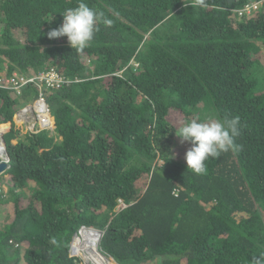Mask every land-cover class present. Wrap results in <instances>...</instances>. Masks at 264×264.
Returning a JSON list of instances; mask_svg holds the SVG:
<instances>
[{
    "label": "trees",
    "instance_id": "16d2710c",
    "mask_svg": "<svg viewBox=\"0 0 264 264\" xmlns=\"http://www.w3.org/2000/svg\"><path fill=\"white\" fill-rule=\"evenodd\" d=\"M78 2L0 0V79L51 67L80 79L43 87L54 126L34 132L14 114L38 87L0 89V127L11 123L0 207L12 206L0 264H81L69 245L83 225L103 230L116 264L264 255V0H84L112 23L72 49L47 33ZM236 116L241 149L187 169L183 123Z\"/></svg>",
    "mask_w": 264,
    "mask_h": 264
},
{
    "label": "clouds",
    "instance_id": "9594fccd",
    "mask_svg": "<svg viewBox=\"0 0 264 264\" xmlns=\"http://www.w3.org/2000/svg\"><path fill=\"white\" fill-rule=\"evenodd\" d=\"M200 2L203 3V0ZM61 15V25L51 29L47 35L49 39L67 37L72 49H84L93 40L100 25L112 23L103 11L90 7L84 0H79L73 8L65 9ZM176 134L182 144H190L185 153L187 169L198 175L206 173L205 161L209 158H217L229 151L237 152L242 147L235 143V139L241 135L238 116L208 122L192 119L184 122ZM52 243H56L55 239ZM251 264H264V255L254 257Z\"/></svg>",
    "mask_w": 264,
    "mask_h": 264
},
{
    "label": "built area",
    "instance_id": "2783aa9c",
    "mask_svg": "<svg viewBox=\"0 0 264 264\" xmlns=\"http://www.w3.org/2000/svg\"><path fill=\"white\" fill-rule=\"evenodd\" d=\"M257 8V3L254 2L250 5H246L244 9L239 10L242 12H249L252 9ZM132 63L136 64L135 60H131ZM78 79L76 78H70L65 76L64 74L60 73L55 68H48L45 71H40L38 73H22L20 71H13L11 75L8 78L0 79V89L12 91L16 94L21 93V88L24 85H27L29 83L35 84L39 89L38 97L30 104L24 105L21 108H19L15 112V119L16 121H19L24 127L29 131H38L39 129H52L54 126V120L53 117L50 115V110L46 102L45 95L43 93V87H52V88H58L60 86L69 85ZM17 116V117H16ZM3 122H0V125ZM7 131V128L2 129L0 127V162H8L9 163V156L7 154L6 149V142L3 139L4 134ZM4 140V141H3ZM119 206L125 207V203L122 200H119ZM82 228H90L96 232H98V238L96 242V250L105 259V262H102L100 264H108L109 260H112V257L105 253L101 248V238L103 235V230L97 229L92 226H81L79 230L73 235L70 241L69 245V253L72 257H77L80 259L81 264H94L90 261H86L83 251H80L77 253V251L73 250V239L74 237L79 234ZM83 238H85L83 236ZM115 262V261H114Z\"/></svg>",
    "mask_w": 264,
    "mask_h": 264
},
{
    "label": "bare ground",
    "instance_id": "6f19581e",
    "mask_svg": "<svg viewBox=\"0 0 264 264\" xmlns=\"http://www.w3.org/2000/svg\"><path fill=\"white\" fill-rule=\"evenodd\" d=\"M1 126V125H0ZM83 236L85 238H83ZM98 238V232L90 228H82L79 234L73 239V250L79 253L83 251L86 261H90L94 264H100L105 262V259L100 256L96 250V242ZM108 264H116L114 261L109 260Z\"/></svg>",
    "mask_w": 264,
    "mask_h": 264
},
{
    "label": "rangeland",
    "instance_id": "374dc122",
    "mask_svg": "<svg viewBox=\"0 0 264 264\" xmlns=\"http://www.w3.org/2000/svg\"><path fill=\"white\" fill-rule=\"evenodd\" d=\"M137 64V63H136ZM135 64V65H136ZM21 108V107H20ZM181 118H182V114H180L178 111L176 110H171L169 112V119H171V121L176 124V125H179L181 123ZM14 122L16 123V126L18 128L21 129V131H29L27 130L24 125H22L21 123H19V121H16L15 119V115H14ZM7 123V122H6ZM15 127V128H17ZM5 128V127H4ZM8 132L9 131H6L5 134H4V137L5 138H8ZM16 140H13V142H15ZM187 145V142H185L183 144V146ZM4 188V190L6 189V187L2 186ZM10 206V207H9ZM7 207H9L7 209ZM12 212V206H11V203L8 204V205H5V206H1L0 207V223L2 224L5 220H7L8 216L11 214Z\"/></svg>",
    "mask_w": 264,
    "mask_h": 264
},
{
    "label": "water",
    "instance_id": "95a60500",
    "mask_svg": "<svg viewBox=\"0 0 264 264\" xmlns=\"http://www.w3.org/2000/svg\"><path fill=\"white\" fill-rule=\"evenodd\" d=\"M4 123H6V122H4ZM6 125H8L7 129H9L11 127V123L10 122H7ZM8 167H9V163L8 162H0V173L5 171Z\"/></svg>",
    "mask_w": 264,
    "mask_h": 264
},
{
    "label": "crops",
    "instance_id": "0c3cea01",
    "mask_svg": "<svg viewBox=\"0 0 264 264\" xmlns=\"http://www.w3.org/2000/svg\"><path fill=\"white\" fill-rule=\"evenodd\" d=\"M17 117V116H16Z\"/></svg>",
    "mask_w": 264,
    "mask_h": 264
}]
</instances>
